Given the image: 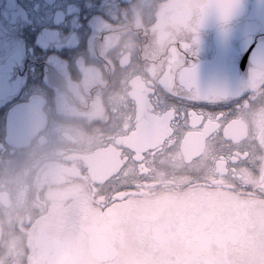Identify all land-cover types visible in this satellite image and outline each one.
I'll return each instance as SVG.
<instances>
[{"label": "flooded vegetation", "instance_id": "af4514ba", "mask_svg": "<svg viewBox=\"0 0 264 264\" xmlns=\"http://www.w3.org/2000/svg\"><path fill=\"white\" fill-rule=\"evenodd\" d=\"M241 2L243 53L264 30V0ZM217 11L209 0H0V107L19 93L23 113L0 118V264H264V198L186 167L208 133L159 156L172 132L160 102ZM215 40L205 34L206 60ZM261 84L230 126L237 142L253 122L264 130ZM132 152L159 159L133 170Z\"/></svg>", "mask_w": 264, "mask_h": 264}, {"label": "snow or ice", "instance_id": "6c2138e0", "mask_svg": "<svg viewBox=\"0 0 264 264\" xmlns=\"http://www.w3.org/2000/svg\"><path fill=\"white\" fill-rule=\"evenodd\" d=\"M209 3L218 11L201 29L200 39L183 50L176 87L166 92L160 102L162 116L168 120L172 132L159 156L181 154L189 134L207 132L205 151L186 165L189 171L199 173L206 166L211 167L228 178L232 190L241 197L264 198V130L256 128L253 122L249 134L239 142L230 134L233 122L247 106L255 104L257 90L251 83L264 77V30L257 32L241 53L239 41L234 40V25L242 19L245 5L241 0H209ZM221 8L227 11H219ZM213 29L216 40L208 43L215 54L206 60L205 34ZM20 103L19 93L10 94L7 103L0 107V118L21 119L23 113L17 110ZM135 156V152L129 154L128 165L133 170L149 157L153 161L159 159L151 152L146 153L144 161Z\"/></svg>", "mask_w": 264, "mask_h": 264}, {"label": "water", "instance_id": "95a60500", "mask_svg": "<svg viewBox=\"0 0 264 264\" xmlns=\"http://www.w3.org/2000/svg\"><path fill=\"white\" fill-rule=\"evenodd\" d=\"M123 1H127V0H123ZM15 133V130H12ZM99 156V155H98ZM97 156V157H98ZM117 170V169H116ZM112 173H91L92 176L98 177V178H102V177H106V176H110Z\"/></svg>", "mask_w": 264, "mask_h": 264}, {"label": "clouds", "instance_id": "9594fccd", "mask_svg": "<svg viewBox=\"0 0 264 264\" xmlns=\"http://www.w3.org/2000/svg\"><path fill=\"white\" fill-rule=\"evenodd\" d=\"M224 179H225L226 182L231 183L230 180H229L228 178L224 177Z\"/></svg>", "mask_w": 264, "mask_h": 264}]
</instances>
